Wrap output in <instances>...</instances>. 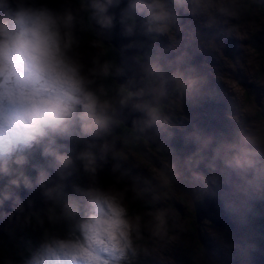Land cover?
<instances>
[{"label":"clouds","instance_id":"clouds-1","mask_svg":"<svg viewBox=\"0 0 264 264\" xmlns=\"http://www.w3.org/2000/svg\"><path fill=\"white\" fill-rule=\"evenodd\" d=\"M212 2L127 0L121 7L123 0H85L84 7L100 29L111 30L119 23L121 35L132 38L138 33L150 37L173 28L179 31L181 11L202 13ZM117 8L118 16L112 11ZM77 24V12L64 3L0 0V208L6 203L12 207L0 218L24 212L21 188L39 189L45 203L44 209L30 214L42 232L24 264H125L137 253L132 234L138 233L139 225L129 216L127 189L74 185L68 191L77 161L95 175L93 142L118 123L110 114V101L102 99L103 89L94 87L96 77L113 74V66L98 58L91 67L85 64ZM135 43L130 40L126 47ZM186 57L182 52L169 61L176 67L167 76L160 53L140 66V86L120 100L140 113L133 120L138 133L161 125L163 117L156 109L167 95L169 80L180 83L188 99L205 94L207 80L195 66L180 67ZM115 74L124 75V69L116 67ZM129 81L136 82L134 77ZM186 140L196 145L185 167L198 195H216L203 174L195 171L211 148L208 166L225 186L219 195L226 212H250L256 200L264 199V139L258 133L238 131L232 140L214 147L215 136L202 130L188 133ZM82 141L87 142L84 149L73 154L69 142ZM108 150L104 144L101 151ZM182 174L175 162L166 168L170 180H179ZM32 204L29 200V208ZM157 223L162 233L163 210Z\"/></svg>","mask_w":264,"mask_h":264},{"label":"rangeland","instance_id":"rangeland-1","mask_svg":"<svg viewBox=\"0 0 264 264\" xmlns=\"http://www.w3.org/2000/svg\"><path fill=\"white\" fill-rule=\"evenodd\" d=\"M46 2L52 5L64 3L77 12L79 26L82 6L73 0ZM212 14L216 16L212 18ZM180 26L179 31L173 28L166 35H156L149 43L148 55L152 57L160 53L162 62L168 68L166 70L171 73L176 65L169 67L168 62L174 61L182 52L187 53L186 62L180 67L195 66L196 72L206 78L207 89L203 96L195 100L186 98L182 101L176 94L168 93L166 101L161 103L165 105L160 107V104L156 109L163 117L160 126L172 144H162L161 148L153 144L150 146L138 134L135 140L138 146L134 148L130 142L136 134L111 132L106 139L95 144L93 150L97 154L95 177L101 179L104 172L109 171L114 181L102 185L94 182L89 174L76 175L72 179L77 164H80L78 161L68 181V191L72 192L73 186H76L74 180H80V188L84 189L90 186L127 189L128 213L134 222H138L139 231L132 234L137 253L130 256L125 264H134L140 254L149 255L156 264H190V261L192 264H210L204 253L211 252L201 246L200 237L211 242L219 254L229 255L231 250L233 254L246 257V261H250L248 264H254L248 254L255 256L256 252L264 253V199L256 200L250 212L230 215L223 203L217 204L212 198L209 205L201 204L203 215L197 218L193 201L198 200L200 195L194 190L191 173L185 167L187 158L196 152V145L186 140V135L194 130L211 133L215 136L213 147L221 140H232L238 131L258 133L259 138L264 139V118L257 114L264 105V96L259 102L253 99L254 94L260 92L258 88L264 86V15L249 0H213L211 7L202 13L181 11ZM80 28L81 25L77 30L81 40L79 51L85 64L91 67L95 58L101 63L105 62L100 41L91 37L84 27L82 30ZM192 39L195 50L199 51L198 46H204L203 49L199 48L206 51L208 58L202 52L198 56L190 55L189 42ZM98 80L101 81L102 76L96 77L94 85L100 89ZM114 103H111V107H116L120 101ZM75 144L69 142L73 154L77 149ZM104 144L109 145L106 153L101 151ZM203 155L204 159L195 167V171L208 180L209 187L216 193L211 196H217L222 202L219 193L225 190V186L218 174L208 166L213 155L211 148ZM173 162L182 170L179 180H170L166 175V168ZM137 199L150 201L149 208L136 205ZM35 208L24 204V210L27 209L25 213H31ZM161 210L166 213V227L162 233L157 223ZM23 215L18 213L11 219L0 218V231L18 223L20 218H24ZM214 217H223L226 222L217 223ZM27 221L24 218L19 222L30 228L35 236V242L29 244L33 248L40 241L42 229L36 228L34 223L31 227ZM139 238L143 239L139 241ZM12 255L7 251L0 264H24L28 256L23 253ZM261 260L263 263L264 258ZM238 261H241L240 257Z\"/></svg>","mask_w":264,"mask_h":264},{"label":"water","instance_id":"water-1","mask_svg":"<svg viewBox=\"0 0 264 264\" xmlns=\"http://www.w3.org/2000/svg\"><path fill=\"white\" fill-rule=\"evenodd\" d=\"M258 1H259V3H258L259 7L264 6V0H258ZM83 2H85V0H83ZM126 3H127V0H123L121 7H123ZM112 11H114L117 14V16L119 15V9L118 8L112 9ZM87 17H88V20L91 24L93 33L97 37V39L103 44H106V43L111 44L116 49V54H115L114 63H113V74H110V76L113 77L115 79V81L117 83H119L122 87L128 89V91H129L128 96L131 95V92L140 86V83H139V81H140V66L146 61L147 58H149L148 49H149V43L151 41L152 36L146 37V36H143V35L138 33L136 36H134L132 38H125L120 33L119 23L116 24L115 28H113L111 30H105V29H100L95 24V22L91 18V14L89 11H87ZM130 40H132L136 43L131 47H126L130 44ZM136 55H139V57H136ZM116 67L123 68L125 74L122 76L116 75L115 74V68ZM169 74H170V72L165 70V75L167 76ZM129 77H134L136 82L133 83V82L129 81ZM172 87H173V82H172V80H169L168 84H167V92ZM259 90H260V92L257 91V93H255L253 96V99L256 102H259V99L261 97L263 98L264 86H261V88ZM166 97H167V95L162 100V102L166 101ZM184 98L185 97H181V99H184ZM259 113L264 118V105H262V108L259 109ZM111 115L114 116L115 120H120L125 125L134 128L135 129L134 134H136V139H137L138 134H139V135L143 136L151 144H153L154 146L160 147V148H161L162 144L169 145V146L172 144V140L166 134V132L163 130V128L161 126H154L153 128L149 129L145 133H138L137 132V126L133 124V120L136 119L140 115V113L133 111L131 109L130 105L124 106V105H121V103L117 104L116 107L113 108V112ZM115 128H116V125H114L110 131H113ZM98 140H100V139H98ZM86 143H87L86 141L81 142L82 150L84 149ZM19 194L22 197V199L24 200V204L27 207H28V201L29 200H31L33 202L32 206H36V208L34 210L38 209L42 205V202L44 201L41 194H40L39 189L32 191V192H29V191L21 188V189H19ZM212 198L217 202V204H219V203L222 204V202L219 200V198L217 196H211V195H200V198L198 200L193 201L194 210H195V214H196L197 218H199L203 215V212L201 210L203 206L201 204L204 205L207 203L209 205L213 200ZM204 206H206V205H204ZM26 210H24V211H26ZM2 211L4 213H9V212H12V208L9 204L6 203L2 208H0V213ZM27 212L26 213L23 212L22 214L26 215ZM16 214H18V213H14L12 215V217L15 216ZM208 217H210V216H208ZM210 219L212 220L211 217H210ZM214 220L217 223H225L226 222V220L223 217H221V219L214 217ZM199 240L202 244V247L205 248V251L211 252V253H207V252L204 253L206 258L208 259V261L211 264L224 263V261H225L224 257L218 253V251L215 249L214 245L211 242H209L204 237H200ZM248 255L250 257V260L254 264H258V263L264 264V262L262 263V260H261L262 258H264V255L262 253L256 252L255 256H253L250 253Z\"/></svg>","mask_w":264,"mask_h":264},{"label":"trees","instance_id":"trees-1","mask_svg":"<svg viewBox=\"0 0 264 264\" xmlns=\"http://www.w3.org/2000/svg\"><path fill=\"white\" fill-rule=\"evenodd\" d=\"M73 2H76L77 5H80L83 8V10L81 12L82 15L80 16V19H79V23L80 24H79V26H77V30H78V28L81 25L80 30H82L83 27H84V29H86L87 31H89V34H90L91 37L97 38L94 35L93 30H92V27H91V24H90V22L88 20L87 10L84 7L83 0H73ZM101 46L103 48L104 60L110 62V64L113 66L114 58H115V54H116V49L114 48V46H112L111 44H108V43H106V44L101 43ZM136 57H139V55H136ZM166 69H167V66H165V70ZM99 81L100 80H98V82ZM99 84L101 85L100 89L102 88L103 89V93H104L102 95V99L108 100V101H110V103H112L114 105H115V103H114L115 101L116 102H119L122 98L127 97L128 94H129L128 89L122 87L110 75H108V76H102V80L100 81ZM176 85H178V82L174 84V87H176ZM168 93H169V90H168L167 94ZM114 105L110 109V114H112V112H113ZM257 114H260L259 113V110L257 111ZM116 121L118 122L117 124H115L116 125V128L113 131H110L107 135H109L111 132L113 133V132H116V131H118V132L123 131V132H125V134H129V135H132V133L134 134V132H135V129L134 128L125 125L120 120H116ZM141 137H143V136H141ZM104 138H105V136L102 139H104ZM133 138H134V140L131 141L130 144H131V146H133L134 148H136L138 146L137 145V141H135L136 136H134ZM95 142H99V140H96L93 143H95ZM150 146H152L151 143H150ZM75 147L77 148L76 149L77 151L75 150V152L81 151L82 150V148H81V142L76 143L75 144ZM82 174L83 175H87L89 173H86L83 170V167H82L81 163L80 164L78 163L77 164V167H76V172H75L74 176L72 177V179H74L76 175H79L80 176ZM33 175H34V173H33ZM89 175L92 176V180L94 182L95 181H98L99 184H102V185L106 184L107 182H113L114 181V179L112 177V174L109 171H105L104 172V175H103V177L101 179H97L95 177V175L94 176L91 175V174H89ZM73 182L76 184V186L82 187L80 180H78V181L74 180ZM70 186H71V184H70ZM150 203L151 202L148 201V200L142 201L140 199H137L135 201V204L136 205H139L140 207L145 208V209H148L149 208ZM44 208H45V203L43 201L42 202V205L37 210H33L31 213H33L35 211H38V210H42ZM130 209H131V207H130ZM178 210L181 212V209L180 208ZM131 211H133V209H131ZM31 213H27L25 216H23L24 218H26V217H29L30 218L27 222L28 223H31V224H28V225H30L32 227V225L34 223L36 225V228H41V227L37 226L36 219H35L34 216H31L30 215ZM41 215H43V212H41ZM24 218H20V220L21 219L23 220ZM20 220L17 221L18 223L15 222L10 227H8L6 229H2L0 231V255L2 253V256H0V262L4 261V259L6 257L5 256V253L7 251H9V253L11 255L12 254H20V253H23L25 256H27L28 255V252L31 249V247H29V244L35 242V236L31 234L30 228H27V227H24L23 225H21L20 222H19ZM47 226L48 225L46 224L45 227H47ZM58 227L64 228L66 226L65 225H59ZM18 228H22V230H19ZM142 239L143 238H139V241H141ZM201 246H202V244H201ZM134 264H156V261L151 260V257L149 255L140 254L135 259Z\"/></svg>","mask_w":264,"mask_h":264},{"label":"flooded vegetation","instance_id":"flooded-vegetation-1","mask_svg":"<svg viewBox=\"0 0 264 264\" xmlns=\"http://www.w3.org/2000/svg\"><path fill=\"white\" fill-rule=\"evenodd\" d=\"M249 2L250 3H252L253 5H255L256 6V8L258 9V11H260V12H262V14L264 15V6H262V7H259L258 6V3H259V1L258 0H249ZM214 16H216V14H212L211 15V17L212 18H214ZM188 24H189V26H190V19L188 20ZM214 30V29H213ZM156 37V35H152V38H151V41L154 39ZM178 38V37H177ZM197 37L195 36L194 37V39H196ZM194 39H192V41H190L189 43H190V55H199L201 52H202V54L203 55H205V56H207V58L209 57L208 55H207V53H206V51L204 50V52L199 48V47H201L202 49H203V47L204 46H198V49H199V51H196L195 50V41H194ZM169 67H172V66H169ZM168 69V68H167ZM173 82V81H172ZM175 83H177L176 81L175 82H173V87H174V84ZM172 87V89H169V93H170V95H172V94H176L177 96H179V98L181 99V97H185L184 99H182V101H184L187 97H186V95L183 93V90H182V85H180L179 83H178V85H176V87H174L173 88ZM260 88H261V86H260ZM260 88H258V89H260ZM163 105H165V104H161V106L160 107H162ZM104 139H106V136H105V138ZM104 139H100L99 140V142H95L94 144H98V143H100L101 142V140H104ZM148 144L150 145V143L148 142ZM95 148H96V146H95ZM157 150H160V151H162V149H157ZM245 244H247L248 242H244ZM223 257H227L226 258V261H224V264H225V262H226V264H244V260H245V264H248L250 261H246V257H241V256H239V255H237V254H233L232 253V251L230 250V253H229V255H226V254H223V253H220ZM264 254V253H263ZM238 257H240L241 258V261H238L237 262V258ZM243 258H244V260H243ZM229 261V262H228ZM232 262V263H231ZM190 264H192L191 263V261H190Z\"/></svg>","mask_w":264,"mask_h":264}]
</instances>
